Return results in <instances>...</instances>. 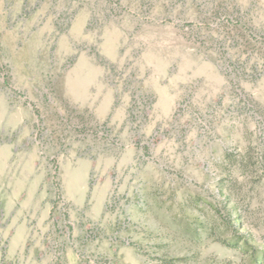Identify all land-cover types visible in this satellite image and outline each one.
Instances as JSON below:
<instances>
[{"label":"rangeland","instance_id":"1","mask_svg":"<svg viewBox=\"0 0 264 264\" xmlns=\"http://www.w3.org/2000/svg\"><path fill=\"white\" fill-rule=\"evenodd\" d=\"M0 264H264V0H0Z\"/></svg>","mask_w":264,"mask_h":264}]
</instances>
